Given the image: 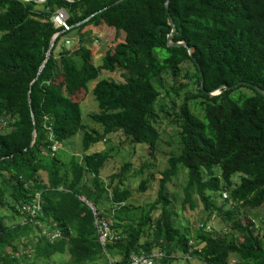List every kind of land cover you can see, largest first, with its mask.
<instances>
[{"label":"trees","instance_id":"16d2710c","mask_svg":"<svg viewBox=\"0 0 264 264\" xmlns=\"http://www.w3.org/2000/svg\"><path fill=\"white\" fill-rule=\"evenodd\" d=\"M116 1L0 0V127L5 128L0 132V264H63L58 258L65 254L67 264H109L110 259L129 264L130 255L153 252L165 255L157 264H191L194 259L202 264H264V221L256 226L251 218L240 219L243 212L251 214L264 205V96L252 88L264 91V0H168L177 31L173 41L185 42L192 57L184 47H167L171 27L166 0H124L112 6ZM60 9L67 14L68 29L52 19ZM100 25L113 28L123 41L96 66L81 33ZM75 39L77 62L65 45ZM185 62L195 69L197 89L179 106V152L167 160L156 201L133 217L135 210L126 204L132 165L125 162L106 183L101 171L109 156L87 152L114 134L155 149L160 138L156 105L163 111L160 101L178 92L174 86L165 88L163 77L176 83ZM117 69L126 71L124 82L98 79L102 71ZM93 81L98 112L90 118L102 133L86 131L80 103L70 96ZM238 82L245 84L222 87ZM215 91L219 93L206 94ZM79 131L81 162L72 159L64 168L52 146ZM142 173V167L135 171L136 176ZM86 174L90 184L84 182ZM183 174L182 211L200 202L206 212L195 235L189 226L181 232L169 209L166 185ZM152 178L149 174L140 180L139 192ZM222 192L228 193L224 201L232 209L215 205ZM37 196L40 210L28 218L21 208L34 204ZM81 197L102 219L101 198L117 207L112 221L106 218L116 240L100 245L94 216ZM214 211L225 223L221 228L207 223ZM54 232L60 234L56 240L50 237Z\"/></svg>","mask_w":264,"mask_h":264},{"label":"rangeland","instance_id":"374dc122","mask_svg":"<svg viewBox=\"0 0 264 264\" xmlns=\"http://www.w3.org/2000/svg\"><path fill=\"white\" fill-rule=\"evenodd\" d=\"M81 35L83 36L84 44L91 50L92 61L96 66L102 64V59L108 50H112L116 44L123 41L121 35L116 36L114 29L105 25H100L98 27L88 26L82 31ZM70 36L75 37V33ZM65 45L69 56L77 62L76 51L78 45L76 39ZM54 53H57V49ZM56 59L58 61V57ZM180 69L176 83L171 80L169 75L163 77L162 85L165 88L174 86L178 89V92L177 94H172L169 98H164L160 101L163 111L158 105H156L155 110L159 117L156 127L159 130L160 138L155 149H150L144 144H133L126 140L122 135L114 134L106 137L102 142L94 144L87 152L109 156L101 171V178L106 183L108 182L109 176L118 173L125 162H129L132 165L130 168V176L127 178L128 185H126L131 190V197L126 201V204L135 210L131 213L133 214V217H138L140 211L144 207L145 210H147L148 206L156 201L159 189V179L161 178L162 171L168 166L167 160L173 153L177 154L179 152V128L175 123L177 114H179V106L186 96L196 94L197 89L195 69L192 63L185 62L181 65ZM125 74L126 71L123 69H117L113 73L102 71L98 79H110L117 83L124 82L123 75ZM57 83L61 85L62 79L59 78ZM95 83L96 81L89 83L87 90H79L70 94V96L74 101L80 103L82 123L85 126L86 131L90 133H93V131L102 133L101 127L94 123L90 118L91 114L98 112L97 102L92 95V89ZM190 106L193 109L194 114L199 116V109L197 108L196 103L191 102ZM0 132H5V128L0 127ZM82 137L83 131L77 132L71 139L62 142L60 148L54 152V156L64 164V168L65 166L69 167L72 159L78 163L81 162L83 157L81 145ZM148 164L151 166V169H147ZM141 167L143 168L142 175L136 176L135 171H138ZM149 174H152L153 178L151 179L148 188L144 192H139L140 180L144 177H148ZM43 177H45V175ZM69 177H71L70 174ZM91 179L90 175L86 174L84 182L90 184ZM233 179L237 182L239 179L238 175H235ZM185 182L186 177L185 174H183L173 178L166 185V193L171 201L169 209L175 215L176 224H178L180 228L189 226L190 233L195 235V233L199 231V221L205 219L206 212L200 202L197 203L194 209H191L190 205H186L185 209L182 211V202L184 198L183 187L185 186ZM223 193H226L228 196L227 192L217 194L215 205L217 207H223L224 211L232 209L234 205L231 202L224 201L225 197ZM193 199L196 201V197ZM101 200L102 206L98 207V209L102 212L105 219L107 218V220L112 221V216L114 212H116L117 207L111 206L112 203L111 201L109 202L108 198H101ZM242 212L243 210L241 213ZM26 216L29 218L33 215L26 214ZM249 218H251L254 223H257L256 226L260 224V221H264V205L258 210L253 211L251 214L243 212L240 216L242 222L247 219L249 220ZM207 223L213 225L216 229L225 225L215 211L211 214L210 220ZM181 232H184L183 228ZM56 257L57 256H54L53 258L55 259ZM58 260L63 264L70 262V258L67 254L59 256ZM192 261L191 264H202L195 259ZM35 263L44 264V262L39 260H35ZM177 264L185 263L184 261H180Z\"/></svg>","mask_w":264,"mask_h":264},{"label":"built area","instance_id":"2783aa9c","mask_svg":"<svg viewBox=\"0 0 264 264\" xmlns=\"http://www.w3.org/2000/svg\"><path fill=\"white\" fill-rule=\"evenodd\" d=\"M52 19L58 27L65 26V28H67L65 24V21L67 19V14L63 9L58 10ZM66 43L68 44L69 42L67 41ZM59 148H60V145L56 142L52 146V152L54 153ZM224 197H226V194H224ZM36 198L37 200L34 204L22 206L21 210L24 214L33 215L32 217H34L39 212L40 210L39 198L38 196ZM80 199L83 202H85L90 208V210L92 211V214L94 216V224H95V227L97 228L100 245L104 246L108 240H112V239L116 240L118 236L115 237L114 234L110 231L108 221L104 218L103 219L99 218L97 216L95 207H93L83 197H81ZM205 230L210 231L211 227L207 225L205 227ZM50 237L52 240H56L60 237V234L57 232H54ZM164 257L165 255L161 252H153L150 254H144V253L132 254L129 257V264H157L158 261H160ZM109 264H114V261L110 259ZM230 264H235V261H232Z\"/></svg>","mask_w":264,"mask_h":264},{"label":"water","instance_id":"95a60500","mask_svg":"<svg viewBox=\"0 0 264 264\" xmlns=\"http://www.w3.org/2000/svg\"><path fill=\"white\" fill-rule=\"evenodd\" d=\"M43 1H44V0H38V2H43ZM121 1H124V0H118V1L114 2V3L112 4V6H115V5L119 4ZM164 7H165V11H166L167 16H168V24H169V26L171 27V31H170V33L167 35V47H184V48L187 49V53H188L189 57H192V56H193V49L187 47V44H186L185 42H174V41H173V36L177 34V31H176V28H175V24H174V22H173V20H172V18H171V16H170V14H169V10H168V0H166V2H165V4H164ZM103 10H104V9H103ZM103 10H100V11L95 12L94 14H92V15L88 16L87 18H85L84 20H82V21H80V22L74 24L73 27H79V26H81V25L87 23L92 17H94L96 14H99V13L102 12ZM66 29H68V27H67ZM57 36H58V33L52 37V40H51V42H50V44H49V48H48L47 53H46L45 60H44L43 64L41 65V68H40L39 72H40L41 69L43 68V66H44V64L46 63V61L48 60V58H49V56H50V53H51V50H52V47H53V45H54V40L56 39ZM63 48H64V47H62V49H63ZM194 62H195V60H194ZM195 64L197 65L196 62H195ZM197 67H198V69H199V66H198V65H197ZM202 83H203V77H202V74H201V76H200V87H201V89H202ZM244 84H245L244 82H238V83L234 84V85L231 86V87H226V86H222V87H223L224 89H233V88H237V87H239V86H242V85H244ZM252 88L255 89V90H257L261 95L264 96V91H263V90L259 89V88H258L257 86H255V85H252ZM218 93H219L218 91H217V92H216V91H215V92H209V93L206 92V94H207L208 96H214V95H217ZM32 137H33V138H32V143H31V145H32L33 142H34L35 132L32 133Z\"/></svg>","mask_w":264,"mask_h":264},{"label":"crops","instance_id":"0c3cea01","mask_svg":"<svg viewBox=\"0 0 264 264\" xmlns=\"http://www.w3.org/2000/svg\"><path fill=\"white\" fill-rule=\"evenodd\" d=\"M102 26V25H101ZM111 30V29H110Z\"/></svg>","mask_w":264,"mask_h":264}]
</instances>
